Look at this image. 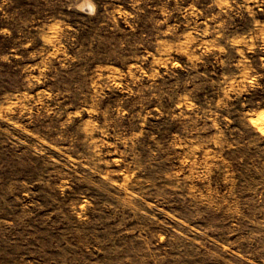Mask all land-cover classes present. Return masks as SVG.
Here are the masks:
<instances>
[{
	"label": "rangeland",
	"instance_id": "obj_1",
	"mask_svg": "<svg viewBox=\"0 0 264 264\" xmlns=\"http://www.w3.org/2000/svg\"><path fill=\"white\" fill-rule=\"evenodd\" d=\"M0 264H264V0H0Z\"/></svg>",
	"mask_w": 264,
	"mask_h": 264
}]
</instances>
